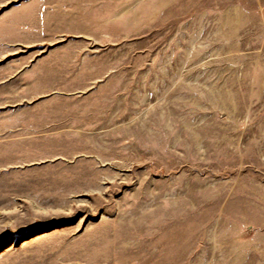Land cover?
Listing matches in <instances>:
<instances>
[{
    "label": "rangeland",
    "instance_id": "374dc122",
    "mask_svg": "<svg viewBox=\"0 0 264 264\" xmlns=\"http://www.w3.org/2000/svg\"><path fill=\"white\" fill-rule=\"evenodd\" d=\"M3 12L0 264H264V0Z\"/></svg>",
    "mask_w": 264,
    "mask_h": 264
},
{
    "label": "crops",
    "instance_id": "0c3cea01",
    "mask_svg": "<svg viewBox=\"0 0 264 264\" xmlns=\"http://www.w3.org/2000/svg\"><path fill=\"white\" fill-rule=\"evenodd\" d=\"M20 4H22V3H20ZM17 5H19V4H17ZM17 5H15V6H17ZM15 6H12V7H15ZM11 7V8H12ZM9 10V9H8ZM8 10H6L5 12H7ZM5 12H3L1 15H0V19H1V17L3 16V14H5ZM32 13V12H31ZM37 15H38V13H37ZM22 24V23H21ZM13 30H15L17 33H21V35H23V33H22V30H23V28L20 26V24L18 25L17 23H15L14 24V28H12Z\"/></svg>",
    "mask_w": 264,
    "mask_h": 264
}]
</instances>
